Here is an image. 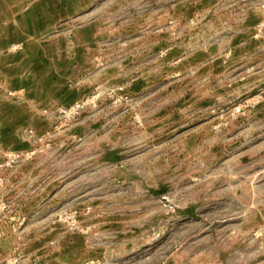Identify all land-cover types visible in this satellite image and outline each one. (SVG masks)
<instances>
[{"label":"rangeland","instance_id":"1","mask_svg":"<svg viewBox=\"0 0 264 264\" xmlns=\"http://www.w3.org/2000/svg\"><path fill=\"white\" fill-rule=\"evenodd\" d=\"M0 264H264V0H0Z\"/></svg>","mask_w":264,"mask_h":264},{"label":"crops","instance_id":"2","mask_svg":"<svg viewBox=\"0 0 264 264\" xmlns=\"http://www.w3.org/2000/svg\"><path fill=\"white\" fill-rule=\"evenodd\" d=\"M37 18V17H36ZM52 18V17H51Z\"/></svg>","mask_w":264,"mask_h":264}]
</instances>
